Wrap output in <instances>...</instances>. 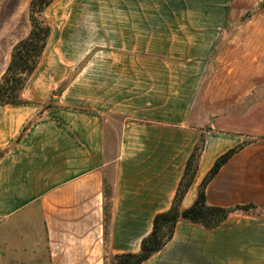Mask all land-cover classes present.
<instances>
[{
    "label": "crops",
    "instance_id": "obj_1",
    "mask_svg": "<svg viewBox=\"0 0 264 264\" xmlns=\"http://www.w3.org/2000/svg\"><path fill=\"white\" fill-rule=\"evenodd\" d=\"M56 1L20 102L0 106V264L140 253L202 137L182 208L217 159L243 145L207 201L264 213V10L242 21L248 8L236 0H111V14L94 16L93 0H67L74 13L54 25ZM249 219L215 230L180 222L143 264H215L219 237Z\"/></svg>",
    "mask_w": 264,
    "mask_h": 264
},
{
    "label": "trees",
    "instance_id": "obj_2",
    "mask_svg": "<svg viewBox=\"0 0 264 264\" xmlns=\"http://www.w3.org/2000/svg\"><path fill=\"white\" fill-rule=\"evenodd\" d=\"M54 1L31 0L29 7L31 30L29 35L13 49L8 69L0 81V106L16 105L20 102V95L28 79L38 67L52 33L45 12ZM261 7H264V1H262ZM243 147L241 145L232 149L217 159L213 168L204 178L195 203L190 208L183 209L182 201L198 171L200 157L204 148V139L202 137L187 162L172 207L167 212L158 214L155 217L153 230L142 241L140 253L117 255L113 258L112 264H143L172 240L175 228L180 222L198 225L208 230H215L231 216L248 214L249 211H255V215L264 221V213L255 204L224 208L212 206L207 201L206 188L208 184L215 178L220 169Z\"/></svg>",
    "mask_w": 264,
    "mask_h": 264
},
{
    "label": "rangeland",
    "instance_id": "obj_3",
    "mask_svg": "<svg viewBox=\"0 0 264 264\" xmlns=\"http://www.w3.org/2000/svg\"><path fill=\"white\" fill-rule=\"evenodd\" d=\"M236 1L238 8H248L242 15V21L264 10V7H261L264 0ZM30 2L31 0H0V81L8 69L14 47L30 33ZM92 4L94 6H89L88 10L94 16L100 15L103 11L112 13L111 0H93ZM101 5L106 6L103 8ZM56 8L60 9L59 13L52 15L49 12L54 25L64 21L67 16H72L76 6L69 4L67 0H57L51 9ZM241 12L244 11L237 9V14ZM255 214V211L239 214L242 217L250 216L254 220H244L239 224L231 222L232 226L238 228L219 237L218 241H223V249L219 243L217 250L210 251L214 254L212 260L215 264H264V221Z\"/></svg>",
    "mask_w": 264,
    "mask_h": 264
}]
</instances>
